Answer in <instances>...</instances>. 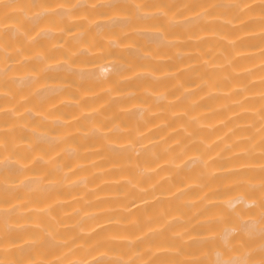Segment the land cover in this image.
<instances>
[{"label": "bare ground", "instance_id": "6f19581e", "mask_svg": "<svg viewBox=\"0 0 264 264\" xmlns=\"http://www.w3.org/2000/svg\"><path fill=\"white\" fill-rule=\"evenodd\" d=\"M0 264H264V0H0Z\"/></svg>", "mask_w": 264, "mask_h": 264}]
</instances>
